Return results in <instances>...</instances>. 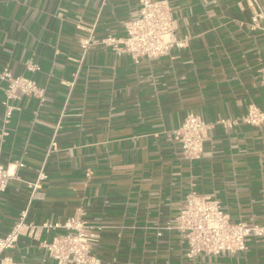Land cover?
<instances>
[{"label": "crops", "instance_id": "obj_1", "mask_svg": "<svg viewBox=\"0 0 264 264\" xmlns=\"http://www.w3.org/2000/svg\"><path fill=\"white\" fill-rule=\"evenodd\" d=\"M166 1L177 43L136 61L105 41H122L140 0H0V164L24 163L0 191V237L22 213L33 226L2 253L13 264H59L43 242L70 217L99 233L81 264H264V234L188 257L163 228L195 190L264 230V0ZM6 68L38 86L9 118ZM189 113L209 123L199 159L175 138Z\"/></svg>", "mask_w": 264, "mask_h": 264}, {"label": "built area", "instance_id": "obj_2", "mask_svg": "<svg viewBox=\"0 0 264 264\" xmlns=\"http://www.w3.org/2000/svg\"><path fill=\"white\" fill-rule=\"evenodd\" d=\"M141 8L137 17L125 22L126 36L122 41L109 36L106 43L118 53H129L138 61L141 58H154L165 55L177 43L172 9L166 0H140ZM254 16L256 22L258 16ZM261 83L264 87V65L260 68ZM2 79L8 78L9 85L3 103L7 106V118L12 114L8 100L21 94H37L38 86L35 80L16 76L6 68ZM246 121L258 123L261 113L250 107ZM209 123L200 115L189 113L180 128L175 131V138L182 147L185 158L199 159L204 151V143L208 139ZM24 163L4 166L0 164V191L6 190L9 179L16 176L19 166ZM31 186L34 184H30ZM35 186V185H34ZM25 214L12 229L0 237V264H13L8 257L2 256L5 249L11 248L20 235L28 233L33 226L24 221ZM54 227L64 230L51 241L43 245L49 254L59 264H81L88 259L89 251L99 238L97 226L84 221L80 217H70L64 223L54 224ZM164 229L177 228L181 231L188 244L187 255L194 257L201 253L220 254L236 253L248 249V238L252 235H262L264 230L259 225L243 221L233 222L224 210L220 201L212 195L191 190L185 202L179 208L174 222L166 224ZM163 231H158L161 235Z\"/></svg>", "mask_w": 264, "mask_h": 264}]
</instances>
